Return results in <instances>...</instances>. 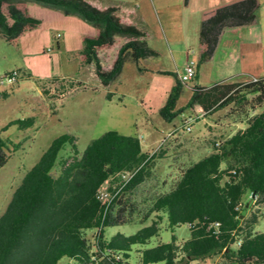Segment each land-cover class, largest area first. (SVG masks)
Segmentation results:
<instances>
[{"label":"trees","instance_id":"16d2710c","mask_svg":"<svg viewBox=\"0 0 264 264\" xmlns=\"http://www.w3.org/2000/svg\"><path fill=\"white\" fill-rule=\"evenodd\" d=\"M29 1L77 14L96 27V34L83 36L80 58L100 87L108 90L109 100L114 95L109 88L127 61L135 62L141 72L154 69L149 59L159 52L148 44L151 34L140 24L135 5L101 8L89 0H0V37L15 43L42 23L30 14ZM260 6V0H239L209 13L200 28L197 68L212 59L226 29L254 23ZM160 73L175 77L160 109L166 120L187 108L197 121L231 104L244 108L249 94L264 102V78H260L242 86L195 85L187 104L177 107L187 83L176 72ZM39 85L54 99L64 95L62 90L74 94L83 82L55 77ZM7 95L8 91L2 93ZM245 118V128L182 168L169 190L144 205L134 195L151 176L153 160L160 154L145 151L138 135L108 130L83 151L76 134L58 136L27 171L0 215V264H59L63 257L77 264H202L216 257L233 264H264V231H255L264 216V109L253 115L246 112ZM34 123L28 118L10 124L27 128ZM18 147L11 149L0 136V167ZM125 171L135 174L123 183L118 175ZM106 181L113 195L108 205L98 197ZM250 192L258 196L256 206L248 200ZM138 219L151 223L133 234L106 235L109 226ZM161 224L172 231L171 239L147 247L160 235ZM184 224L190 235L181 239L174 231ZM135 246L139 247L134 251Z\"/></svg>","mask_w":264,"mask_h":264},{"label":"rangeland","instance_id":"374dc122","mask_svg":"<svg viewBox=\"0 0 264 264\" xmlns=\"http://www.w3.org/2000/svg\"><path fill=\"white\" fill-rule=\"evenodd\" d=\"M260 2L257 20L252 26L255 33L264 39V0ZM29 12L42 21L36 29L27 32L15 43L0 37V81L7 73L19 72L17 82L0 84L1 93L8 91L7 96L0 97V136L11 149L19 145L8 162L0 167V215L27 171L39 161L53 140L66 132L78 136L81 151L108 130L141 136L145 151L160 154L153 160L151 176L134 195L144 205L158 193L169 190L182 168L211 153L217 141L234 133L239 127L241 114L264 109V102H258L252 94L247 96L244 108L231 104L195 120L192 130L187 131L184 120L190 116L196 118L190 108L172 120L160 115L175 77L156 74L152 70L141 72L133 61L125 63L122 73L110 86L109 91L114 95L109 100L106 96L108 90L100 87L98 79L80 58L84 47L83 36L96 34V27L77 14L67 15L61 9L36 1H29ZM158 45L162 52L149 59L150 65L155 67L159 63L164 68L180 71L184 67L185 56L177 53L179 50L173 52L165 38L159 40ZM55 77L80 80L83 85L74 94H70L73 91L62 90L64 95L49 99L39 81ZM192 85L193 81L187 82L177 107L187 104L193 93ZM205 85L212 86L214 83ZM51 91L55 92L54 89ZM28 118L35 120L30 127L10 124ZM150 223L151 220L142 222L138 219L109 226L106 235L111 237L117 232L133 234ZM164 225L161 224L160 235L151 238L147 247L171 239L172 231ZM255 231H264V216L255 225ZM174 232L181 239L190 235L185 224L175 228ZM59 264L77 263L63 257Z\"/></svg>","mask_w":264,"mask_h":264},{"label":"crops","instance_id":"0c3cea01","mask_svg":"<svg viewBox=\"0 0 264 264\" xmlns=\"http://www.w3.org/2000/svg\"><path fill=\"white\" fill-rule=\"evenodd\" d=\"M89 1L101 8L112 4H119L123 7L135 5L141 15L140 24L151 34L148 44L152 48L160 54L162 51L158 43L159 40L165 38L173 52L179 50L177 53L184 55L186 61L189 59L197 61L200 28L204 18L216 8L239 0ZM252 25L254 23L228 28L223 32L212 59L197 68V76L195 80H192L194 85L191 88L195 85L209 88L211 86L205 84L218 82L236 83L242 86L254 78H264V39L255 33ZM186 61L180 71L164 68L163 65L157 63L152 72L163 75L160 71H172L179 76L184 72ZM174 84L175 82L172 86ZM141 104L144 108L143 102ZM145 112L148 113V110ZM258 112L256 109L250 112V115ZM245 117L246 113L239 116L238 129L245 128ZM213 261L224 263L219 257L209 258L207 262Z\"/></svg>","mask_w":264,"mask_h":264},{"label":"built area","instance_id":"2783aa9c","mask_svg":"<svg viewBox=\"0 0 264 264\" xmlns=\"http://www.w3.org/2000/svg\"><path fill=\"white\" fill-rule=\"evenodd\" d=\"M196 74H197V61L190 59L186 63L184 72H182L179 75V78L182 82L187 83L189 81H192L195 78ZM18 75H19V72H12V73L5 74V78L0 81V84H3L5 82H11V83L17 82L18 81ZM258 80H259L258 78H254L252 81H258ZM1 96H2V93L0 92V97ZM195 120H196V118H194V117H190L187 120V124L185 126V129L187 131L192 130V122H194ZM168 135H170V134H168ZM219 144H220V142L217 141L216 145L218 146ZM134 174H135V172H133V171H125V172L119 173L118 177H119L120 181H122L123 183H126L134 176ZM103 185H104V193H99L98 197L103 202V204L108 205L110 203L112 197H113V195L109 189L110 181H106ZM248 200L251 204L256 206L257 202H258V196L255 195L253 192H250ZM263 213H264V210H263ZM189 226H193V224L189 223ZM240 243H241V239H239V241H238V244H240ZM208 263L219 264L218 261L204 262L202 264H208Z\"/></svg>","mask_w":264,"mask_h":264},{"label":"bare ground","instance_id":"6f19581e","mask_svg":"<svg viewBox=\"0 0 264 264\" xmlns=\"http://www.w3.org/2000/svg\"><path fill=\"white\" fill-rule=\"evenodd\" d=\"M99 193H104V185L101 187ZM249 195H250V193H249ZM248 198H249V197H248Z\"/></svg>","mask_w":264,"mask_h":264}]
</instances>
